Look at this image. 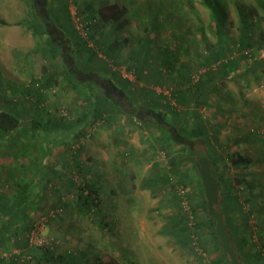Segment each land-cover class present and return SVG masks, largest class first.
<instances>
[{
  "label": "rangeland",
  "instance_id": "obj_1",
  "mask_svg": "<svg viewBox=\"0 0 264 264\" xmlns=\"http://www.w3.org/2000/svg\"><path fill=\"white\" fill-rule=\"evenodd\" d=\"M91 1L97 8L106 4L127 8L118 24L105 22L104 28L109 39L116 35L119 38L126 37L124 45L127 49L137 40H145L149 34L151 46L153 50H157L161 44L173 45L180 38L184 47L189 45L194 50L189 68L197 74L206 69L203 63L208 56L206 45L215 43L217 38L216 33L208 27L211 22L210 10L202 0H38L39 15L33 0H0V18L7 22L0 26V101L5 108H13L20 115V127L23 128L21 138L35 141V137H44L50 145L66 139L67 143L53 147L51 145L49 165L54 167V173L64 171L76 182L83 183L84 179L87 181L86 177L89 180L92 178L90 183L98 187L108 219L115 222L112 228H102L91 215L83 217L71 207L61 210L56 203V187L60 186L59 190H62L68 185L66 180L64 185H48V196L33 215L37 228L43 236L55 241L53 248L56 253L63 254L64 260L71 264V257H82L83 261L90 264H229L228 259L215 248L214 241L206 232L208 229L201 222L205 217V210L200 204L203 205L204 201L203 194L196 185L197 169L193 161L198 160L199 152H206L203 142H196V154L190 156L168 136L159 140L157 137H161V133L156 126L141 123L130 116H110L107 112L102 116L86 118L88 121L85 129L90 127L91 121L97 120L94 122L95 127H91L94 131L92 135L81 134L83 136L78 140L77 137L72 138V130L64 126L65 123L71 125L69 122H74L77 117L78 121L84 119L83 112H87V98L81 89L84 85L81 82L78 86L72 81L76 75L74 72L69 78L66 65L72 64V59L64 58L60 51L53 50L55 48L48 43L49 36L44 33L45 27L41 26L37 15L49 25L51 21L55 23L51 17L61 15L58 27L63 32L86 37V7ZM222 2L225 13L222 21L231 40L236 41L240 35L241 9L250 23V32L255 37L260 34L264 40V0ZM64 3L68 5L69 16L63 15ZM154 16L158 21L164 22L159 26L155 21V27L150 28ZM201 21L208 29L197 31ZM116 26L119 28L112 31ZM190 29L194 30L189 31ZM50 32L52 34L51 30ZM189 35L190 38L193 37V41H186ZM262 43L263 48L258 52L260 57L264 56V41ZM216 47L217 45L214 49ZM251 50L252 48H247L243 52L247 55L246 60L243 56L239 58L243 75L230 74L231 77L221 83L220 92L211 98V105L201 110L209 124L214 148L223 156L220 170L224 171L223 163L229 165L227 174L232 177V183L239 191L243 211H248L251 206L264 207V61L252 70H245L244 66L252 63L249 56ZM227 55L239 57L240 54L234 49L228 50ZM103 57L101 59L104 60ZM218 63L213 60L211 67H217ZM108 67L115 77H127L131 89H136L139 96V83L132 70H127V63L123 59L120 65L110 62ZM175 82L173 78L163 86L149 85L167 95ZM86 83H91L92 86L95 84L93 78L87 79ZM119 98L116 96L117 101ZM168 99L172 104L175 103L172 97ZM108 116L111 117L110 121ZM99 117L104 121L98 120ZM121 126L125 128L122 130ZM121 132L125 136L129 135L126 142L134 139L129 143L138 147L133 156L136 159L124 164L122 169L125 173H114V176L109 177L104 170V150L101 151L103 141L112 138V133L118 137ZM114 141L108 142L119 144L124 140L117 138ZM88 144L92 145L90 150L95 146L99 148L96 156L90 154L92 151H89ZM45 147L42 148L43 155L46 154ZM235 152L248 157L250 165L234 170L230 165L229 155ZM77 155L84 165L89 166L88 173L80 170L81 166L78 168L73 162V156ZM175 156L180 161L179 173H184L183 178L189 184L186 190L175 184L176 176L172 175L173 186L163 178V173H170L169 159ZM29 158L37 160L39 156L33 154ZM5 160L0 157L1 162ZM148 164L150 167L146 170ZM82 172L85 173L84 179ZM0 180L3 181V178ZM240 180H245L250 185L251 199L247 197V190H243ZM2 181L0 192L9 194L8 183ZM176 190L183 196L182 200L177 199ZM112 192L119 201V209L115 208V203L110 198ZM66 198L67 194H64L63 199ZM68 198L73 199L70 196ZM193 207L197 221L204 226V232L197 230V224H192L193 221H186L182 217L184 214L191 217ZM41 213L46 215L41 216ZM237 215L239 217V213ZM259 215L260 219H264V209ZM254 219L251 217V223ZM184 221L187 229L184 228ZM8 246L10 247L9 244ZM17 251L18 248L12 247L9 251L4 249V245H0L1 257L7 261ZM75 264L82 263L78 261Z\"/></svg>",
  "mask_w": 264,
  "mask_h": 264
},
{
  "label": "trees",
  "instance_id": "obj_2",
  "mask_svg": "<svg viewBox=\"0 0 264 264\" xmlns=\"http://www.w3.org/2000/svg\"><path fill=\"white\" fill-rule=\"evenodd\" d=\"M37 1L33 0L39 15ZM45 1L47 2V0ZM202 1L209 7L211 22L208 23V27L216 33L217 38L215 43L206 45L208 56L203 62L206 69L198 74L194 73L191 67L189 68L194 50L189 45L184 47L180 38L173 45L161 44L160 49L157 48V50H153L150 43L151 35L149 34L146 35L145 40L142 42L137 40L135 44L127 49L124 45L126 37L119 38L116 35L114 38L109 39L104 29L105 22L113 25L118 24L127 8L117 7L115 4H106L101 8H97L95 3L88 2L84 24L86 37L63 32L58 27L61 15L51 17L55 22L51 21V25L38 15L37 17L40 19L41 26L45 27L44 33L49 36L50 41L48 40V43L55 48L53 50L60 51L64 58L70 57L72 59L73 63L66 65L69 78L73 76L72 72H74L76 74L73 76L75 79L71 80L75 81L77 85L81 83L80 79L82 77L81 73L76 71L78 70L84 73L90 72L96 75L98 79V81L94 80V86L91 83H86V81L83 82V92L87 98L85 108L87 112H83L82 115L84 119L78 121L77 117L74 122H69L71 125L66 123L64 125L69 129H78L76 140L94 131L91 127L94 126V122L97 120L91 121L90 127L85 129L88 121L86 118L102 116L104 112L110 115V109L115 108L119 113L128 114L131 119L135 118L141 123L156 126L160 130L159 133H161V137H157L159 140L168 136L170 140L181 145L182 150H186L190 156L196 154L194 149L196 142H203L206 152H199L198 154L199 157L206 156L208 158L212 164L213 174L220 182L219 206H217V209L223 215L224 225L231 236V244L237 252L239 264H264V219H260L259 215L264 207L254 208L251 206L248 211H243L239 191L233 185L232 177L227 174L230 169L229 165L223 163L224 171L220 170L223 156L214 148L209 124H207L201 112L203 107L211 105V98L220 92L221 83L231 77L230 74L243 75L239 67V58L243 56L246 60L247 55H244L243 52L247 48H252L249 53L252 63L251 65L249 63L245 65V70H252L264 61V56L260 57L258 55L259 50L263 48L262 42L264 40L260 34L255 37L250 32V23L243 9L240 10L242 16L240 35L236 41L231 40L226 29H224L222 21V17L225 15L222 0ZM63 10L65 11L63 15L69 16L67 3H64ZM152 19L150 28L155 27V21L159 26L164 22L163 20L158 21L156 16ZM200 23L201 25L197 31L208 29L206 26L204 27V22L201 21ZM6 24V20L0 18V26ZM118 28L116 26L112 28V31L115 32V29ZM191 30L194 29L189 31ZM186 41H193V37L190 38L189 35ZM216 45L217 49H214ZM234 49L239 51V57H229L227 55L228 50ZM122 59L127 63V70H132L135 80L139 83V96L138 91H135L136 89H131L130 80L126 79L127 77L122 79L124 80L123 87L119 83L120 86L109 80L110 69L108 64L113 62L120 65ZM213 60L219 62V65L215 68L211 67ZM173 78L176 80L175 86L167 95L150 87V85L163 86L166 81L170 83ZM110 83L120 91V97L122 98H119V101L112 98L111 93L108 91ZM167 96L168 98L172 97L175 103L172 104ZM107 118L110 121L111 117L108 116ZM98 120L104 121L101 117ZM97 123L99 124V121ZM20 126L21 118L17 111L13 108H5L0 101V141H3L0 142V157H4L8 161V163L6 160L0 161V178H3V181H0L8 183V186L14 190L11 194L0 192V245H4V249L9 251L12 247L19 249L16 253L11 254L8 261L1 257L0 253V264H14L15 262H23L24 264H71L64 260L63 254L56 253L53 248L55 241L43 244L31 243V232L38 227L33 215L48 196V185L58 183L64 185V182L68 181V185H65L62 190H59V185V187H56L58 202L55 200L53 203L56 202L61 210L71 207L83 217L91 215L92 218H96L102 228H112L115 222L108 219V213L105 212L102 203V195L98 187L94 183H90L92 178L89 180L90 178L86 177L87 181H85L84 176L85 173H88L89 166L84 165L80 160V156H73V162L78 168L81 166L80 170H85V173H81L84 179L83 183L76 182L72 177H68L67 173H54V167L49 165V159L46 158V155L50 153L49 142L44 140V137H35V141L33 139L27 141L26 138H21L20 133H22L23 128ZM63 142L67 143L66 139ZM4 147L7 149L6 151L3 150ZM44 147L46 149L45 155L41 154ZM33 154L39 156V158L37 160L29 158ZM229 158L231 167L236 171L250 165L249 158L241 155V153H231ZM197 161H193L194 167L197 169L195 181L198 189L203 194L204 202L200 206H203V210H205V217L201 222L208 229L206 232L214 241L215 248L220 250L230 264V260L222 250L220 240L215 232V220L207 211V202ZM169 163L170 173H163L164 180L173 186L172 175H174L176 176L175 184L181 185L186 190L189 184L183 178L184 173H179L181 169L178 157L170 158ZM30 171L31 173H29ZM51 180L53 183H51ZM239 182L243 190H247V197L251 199L250 185L245 180ZM176 193L177 199L182 200L183 196L180 195L178 190H176ZM64 194H67V198L70 196L73 199H63ZM112 194L115 195L114 192ZM53 205L55 206V203ZM191 211L193 212L191 217L187 214L181 216L186 221H193L192 224H197L196 229L204 232V226L197 221L194 207ZM45 215V213H41V216ZM251 217L255 218L252 223L250 221ZM238 218L240 219L238 220ZM186 221H184L185 229L188 228ZM71 258L72 264L78 261L82 264H90L83 261L82 257Z\"/></svg>",
  "mask_w": 264,
  "mask_h": 264
},
{
  "label": "crops",
  "instance_id": "obj_3",
  "mask_svg": "<svg viewBox=\"0 0 264 264\" xmlns=\"http://www.w3.org/2000/svg\"><path fill=\"white\" fill-rule=\"evenodd\" d=\"M105 29V28H104ZM69 65V64H68ZM74 69V68H73ZM73 71V70H72ZM77 72H79V73H81V77H82V79H80V81H82V82H84V81H86L87 79H91V78H93L95 81H98V79L96 78V75H93L92 73H90V72H86V73H84V72H81V71H78V70H76ZM109 80H110V82H115L116 84H120L121 86H122V83H123V81L124 80H122L119 76H116V77H113V75L110 73L109 75ZM79 79V78H78ZM118 84V85H119ZM119 85V86H120ZM79 86V85H78ZM123 87V86H122ZM81 88V87H80ZM81 89H83V88H81ZM108 91L111 93V95H112V98H116V96H118V98L121 96V93H120V91L118 90V89H116L115 87H113V85L110 83L109 84V89H108ZM122 97H120V99H121ZM119 99V100H120ZM110 115H118V117L120 118H123L124 116H128V114H126V113H123V112H117L116 110H115V108L114 109H110ZM135 119V118H134ZM112 128V127H111ZM123 128H125V127H122L121 126V128L120 129H122L123 130ZM73 129H74V131H73ZM120 129H119V131L118 132H120ZM72 130V133H71V136H72V138H74V137H76L77 136V130L75 129V128H72L71 129ZM127 130V129H126ZM115 133H112V138H109V139H107L108 141H114L115 139H117V138H120V140L121 141H123V142H120L119 144L118 143H110L109 144V142L108 141H106V139H104L105 141H103V145H104V147H102V149H101V151L102 150H104V152H103V155H104V158H103V160H104V167H105V175L106 176H109V177H112V176H114V173L116 174V173H125V170L123 171V169L122 168H124V164L126 163V162H128L129 160L130 161H133V160H135L136 158H133V156L135 155L134 153H135V151H136V149L138 148L137 147V145H133L132 143H129L130 141H133L134 139H132V140H129L128 142H126L125 141V139H127L128 140V138H129V135L128 136H125L122 132L120 133V135L118 136V137H115L116 136V134H115V136H113ZM64 140H61V141H57V142H55V143H53V144H51L52 145V147L53 146H58V145H61V144H63V143H65V142H63ZM114 142H117V141H114ZM50 145V144H49ZM51 145H50V151H51V149H52V147H51ZM63 146V145H62ZM62 146H60V147H62ZM107 146V148H105ZM59 147V148H60ZM87 147H89V151H92L90 154H93V155H95L96 156V154H97V152H98V150H99V148L98 147H93V150H90V148L92 149V145L91 144H88V146ZM129 152V153H127V152ZM133 152V153H132ZM126 154H128V156H126ZM50 155H48L47 154V158L49 157ZM133 158V159H132ZM7 163H8V161H7ZM7 163H4L5 165L7 164ZM150 167V164H148L146 167H145V169L147 170L148 168ZM56 173H64V171H56ZM58 180H60V179H58ZM62 182V181H61ZM12 189V190H11ZM9 190L10 191H8L7 193H12L14 190H13V188H11L10 186H9ZM121 191V190H120ZM121 193H124L123 192V190L121 191ZM120 193V194H121ZM111 200H112V202H114L115 203V208H117V209H119L120 208V204H119V201H118V199L116 198L115 199V196H112L111 197ZM129 202V204L131 205L132 203L130 202V201H128ZM132 209V208H131Z\"/></svg>",
  "mask_w": 264,
  "mask_h": 264
},
{
  "label": "water",
  "instance_id": "obj_4",
  "mask_svg": "<svg viewBox=\"0 0 264 264\" xmlns=\"http://www.w3.org/2000/svg\"><path fill=\"white\" fill-rule=\"evenodd\" d=\"M199 173L205 192L208 214L215 220V232L220 240L222 250L228 256L230 264H239L237 252L231 244V236L227 232L223 215L217 209L219 204L220 182L213 174L212 164L206 156L198 158Z\"/></svg>",
  "mask_w": 264,
  "mask_h": 264
},
{
  "label": "built area",
  "instance_id": "obj_5",
  "mask_svg": "<svg viewBox=\"0 0 264 264\" xmlns=\"http://www.w3.org/2000/svg\"><path fill=\"white\" fill-rule=\"evenodd\" d=\"M127 76L129 77V75ZM49 241L52 242L51 239L42 236L38 228H36L31 232V243L43 244V243H49Z\"/></svg>",
  "mask_w": 264,
  "mask_h": 264
}]
</instances>
